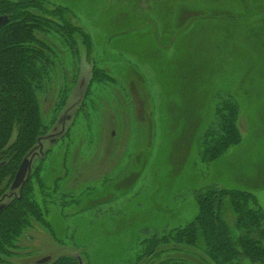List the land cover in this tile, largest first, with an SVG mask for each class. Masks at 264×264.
Masks as SVG:
<instances>
[{
    "label": "rangeland",
    "instance_id": "1",
    "mask_svg": "<svg viewBox=\"0 0 264 264\" xmlns=\"http://www.w3.org/2000/svg\"><path fill=\"white\" fill-rule=\"evenodd\" d=\"M34 6L89 35L90 47L54 24L35 33L57 65L38 93L44 134L23 186L10 185L0 205L30 187L48 227L32 220L3 259L205 264L202 245L161 244L155 254L150 241L192 222L206 188L252 192L264 210V0ZM226 99L238 106L242 142L206 164L201 143ZM223 217L239 237L228 201Z\"/></svg>",
    "mask_w": 264,
    "mask_h": 264
},
{
    "label": "trees",
    "instance_id": "2",
    "mask_svg": "<svg viewBox=\"0 0 264 264\" xmlns=\"http://www.w3.org/2000/svg\"><path fill=\"white\" fill-rule=\"evenodd\" d=\"M36 2L0 0V19H3L0 24V197L12 185L23 161L36 154L44 134L38 93L50 77L48 68L55 61L47 55L51 47L35 33L49 31L54 24L62 28L69 40L78 34L90 47L89 35L79 28L61 19V25L50 21L40 10L32 12L30 9L36 8ZM215 115V122L201 143V161L206 164L242 142L237 104L226 99L216 107ZM195 199L198 210L195 219L184 228L150 241L157 246L153 249L155 254L163 250L161 244L166 247L173 243L174 249L202 245L205 264L208 260L214 264L264 263V210L252 192L210 187L198 192ZM226 201L236 216L235 227L240 233L237 238L223 217ZM4 205L0 212V264H10L3 258L14 253L32 220L47 224L30 187L24 188L22 198L13 197ZM170 262L167 259L159 264ZM47 264L79 263L74 257L63 256Z\"/></svg>",
    "mask_w": 264,
    "mask_h": 264
},
{
    "label": "water",
    "instance_id": "3",
    "mask_svg": "<svg viewBox=\"0 0 264 264\" xmlns=\"http://www.w3.org/2000/svg\"><path fill=\"white\" fill-rule=\"evenodd\" d=\"M3 19L1 18L0 19V24L2 23ZM29 164H30V161L29 159H25L22 163V165L20 166L18 172H17V175L14 179V182L12 183V189L13 190H17L19 188H21L24 184V180L26 178V174L28 172V168H29ZM5 205H1L0 206V212L2 210H4V207ZM51 260V258H46L44 260H42L41 262H39L38 264H47L49 263V261Z\"/></svg>",
    "mask_w": 264,
    "mask_h": 264
},
{
    "label": "flooded vegetation",
    "instance_id": "4",
    "mask_svg": "<svg viewBox=\"0 0 264 264\" xmlns=\"http://www.w3.org/2000/svg\"><path fill=\"white\" fill-rule=\"evenodd\" d=\"M1 204V203H0Z\"/></svg>",
    "mask_w": 264,
    "mask_h": 264
}]
</instances>
